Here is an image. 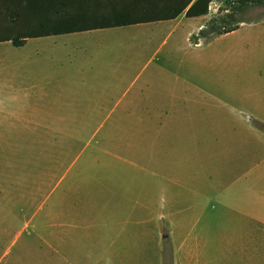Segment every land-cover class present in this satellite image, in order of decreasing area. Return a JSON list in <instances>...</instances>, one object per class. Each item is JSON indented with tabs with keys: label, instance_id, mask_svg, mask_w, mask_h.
<instances>
[{
	"label": "rangeland",
	"instance_id": "374dc122",
	"mask_svg": "<svg viewBox=\"0 0 264 264\" xmlns=\"http://www.w3.org/2000/svg\"><path fill=\"white\" fill-rule=\"evenodd\" d=\"M180 18L31 38L21 47L0 42V264H91L96 255L129 254L120 249L125 232L118 250H96L99 243L83 237L110 189L129 204L114 210L110 201L106 215H130L131 231L140 212L161 225L152 235L160 248L149 253L161 264L178 258L174 231L189 237L191 264H264V2L213 0L201 18ZM120 32L150 34L142 74L113 93L118 99L77 75L91 76L83 54L95 35ZM157 101L168 103L161 123L70 122L134 117L139 104ZM107 163L110 172L95 169ZM97 172L111 176L107 186L94 185ZM119 219L108 235L121 229Z\"/></svg>",
	"mask_w": 264,
	"mask_h": 264
},
{
	"label": "crops",
	"instance_id": "0c3cea01",
	"mask_svg": "<svg viewBox=\"0 0 264 264\" xmlns=\"http://www.w3.org/2000/svg\"><path fill=\"white\" fill-rule=\"evenodd\" d=\"M182 15H184V13H181L179 16L171 20H162V21L147 22V23H141V24H152V23H158V22H164V21L183 22V21H180L181 20L180 16ZM204 15L195 16V17H186L185 15L184 16H185V19L187 20L191 18L199 19ZM133 25H140V24H133ZM128 26H132V25L92 29V30L72 32V33H83V32H89V31H94V30H104V29H119V28H124ZM72 33H62V34L46 35V36H39V37H30L25 40L24 44L27 42L28 39H31V38L60 36V35L72 34ZM149 34L150 32L148 34L120 32V33H115V34L111 33V34L95 35L94 37L95 39L91 41V47L84 48L85 54H83L84 59L85 57L87 59H90V69H88L87 71H90L91 76L86 77L87 75H84L83 77H81L80 75H77V79L82 78L84 80L86 79L90 81V83L92 84V90L99 91L97 93L98 95L107 94L108 96L111 95L119 99L120 97H117L113 93L116 90H122V89H124L123 91L127 90L128 87H130V85L133 83V80L135 79L137 80L142 74L143 68L145 67L147 63V60H146L147 59V44L149 41ZM221 34H225V33H221ZM221 34H217V35H221ZM186 38L191 43L189 39L188 29L186 30ZM7 42H10V41H7ZM21 46H15V47H21ZM152 55L153 53L151 54L150 57H152ZM183 99L185 100L186 98H183ZM139 106H140L139 112L141 113L138 115H134V117H130V115L129 116L125 115L124 117H118V118H114L113 120H110V115L108 114V115H104L100 117L83 118L80 120L70 121V122L78 123V122L116 121V122H130V123H161L164 121L162 117L167 114L168 103L157 101V102L151 103L150 106H147V102H145V104L141 103L139 104ZM58 131L59 130L49 131V132H58ZM95 132L96 131L92 133L93 136L95 135L94 134ZM140 139L142 140L143 137L141 136ZM149 140L151 144L150 147H154V146L156 147V145L158 144L159 138L153 134V137L151 136ZM189 151H191V149ZM138 165L139 164L134 163V162H128L126 166L130 167V166H138ZM98 166L99 167L95 169L106 170L110 172L111 171L110 166L112 165H108L107 163V164H104V167H100V165ZM74 167H77V166L73 165L67 169L68 175L71 173V170ZM124 171L127 172V170H124ZM93 178L96 181L94 184L95 186L96 184L99 185L103 183L105 186H107L106 183L109 184L111 180V176L110 175L106 176L104 172L95 173ZM113 181L115 184V180ZM114 184L109 185V186L113 187ZM108 194H107L108 195L107 200L109 199V201L107 203H109L110 201H114V210H116L117 203L123 207L128 206L129 204L128 200L124 201L122 200L123 199L122 197H119V198L118 196L116 197L112 189H110V193ZM105 195L106 193H103L102 195L98 197L99 207L101 208V210L99 208V211L97 212V214L95 213L93 215V221H92L93 225L91 229L89 230V232H87V234H84L85 236L83 237L85 240H88L91 243H93V245L95 243H99V246H97L98 248L94 247L96 250H104V249L118 250V248L114 245L124 240V238L122 239L121 237H122V233L125 232L124 236L126 238L127 243H120L124 245V247L120 249H122V251L124 250V251H130V252L129 254L124 255V256H120L119 254H117L116 256L112 257L113 259H111V257H107L106 261H102L99 259L101 258V255L100 256L96 255L95 261L92 262L91 264H161L158 258L157 259L149 258V253H151V251L158 250L160 248L159 241L152 240V237H153L152 235L154 233L153 227L155 228V230L157 229V233H158V230L161 228V225L157 224L155 220H153L154 218L152 217L147 218V216L145 215V212L143 213L140 212L139 213L140 219L137 221V225L139 226L135 228V231H131V229L128 230L129 227H127L128 225L127 217H131V216L125 213H122L124 210L118 211L119 213H122L119 216L112 217V216L106 215V212H104V209L106 208V205L108 204L107 203L105 205L103 204ZM95 203H97V199L95 200ZM142 216H145V217H142ZM117 217H120L118 223L121 229L115 231L114 235L112 233L108 235L109 233L108 228L110 227L112 229L111 227L112 223L113 221L115 222V219ZM160 217L161 219L164 218V216L161 214H160ZM170 223L173 224L175 228V224L173 222H170ZM192 233L193 232H191V235ZM102 234H103V238H102ZM173 235H174L173 236L174 256L175 254H178L177 259L174 257L175 258L174 264H191L190 261L187 260V256L191 255V241L189 237H185V235H183L177 239V236L175 237V231ZM195 237H197L196 239L197 246L199 248L203 247L202 244L204 245V243L200 242L198 236H195ZM119 239H121V241L117 242V240ZM81 240L82 239H79V241ZM127 244H130L131 246ZM132 244H133V247H132ZM123 258L126 261H123ZM145 258L147 259V261L145 260Z\"/></svg>",
	"mask_w": 264,
	"mask_h": 264
},
{
	"label": "trees",
	"instance_id": "16d2710c",
	"mask_svg": "<svg viewBox=\"0 0 264 264\" xmlns=\"http://www.w3.org/2000/svg\"><path fill=\"white\" fill-rule=\"evenodd\" d=\"M213 0H0V42L21 46L30 37L171 20L208 12ZM231 5L264 0H223ZM232 25L217 34L235 30ZM202 30V29H200Z\"/></svg>",
	"mask_w": 264,
	"mask_h": 264
}]
</instances>
